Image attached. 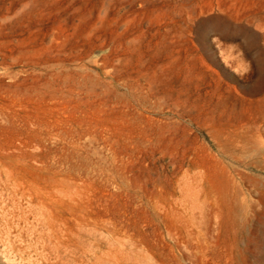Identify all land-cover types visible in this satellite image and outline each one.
Segmentation results:
<instances>
[{"label": "rangeland", "instance_id": "rangeland-1", "mask_svg": "<svg viewBox=\"0 0 264 264\" xmlns=\"http://www.w3.org/2000/svg\"><path fill=\"white\" fill-rule=\"evenodd\" d=\"M0 264H264V0H0Z\"/></svg>", "mask_w": 264, "mask_h": 264}]
</instances>
